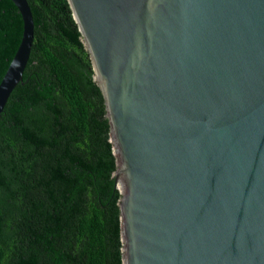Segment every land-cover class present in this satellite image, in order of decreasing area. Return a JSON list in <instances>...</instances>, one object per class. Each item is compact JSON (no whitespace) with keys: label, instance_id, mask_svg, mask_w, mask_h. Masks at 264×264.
I'll list each match as a JSON object with an SVG mask.
<instances>
[{"label":"water","instance_id":"1","mask_svg":"<svg viewBox=\"0 0 264 264\" xmlns=\"http://www.w3.org/2000/svg\"><path fill=\"white\" fill-rule=\"evenodd\" d=\"M103 97L121 264H264V0H66ZM0 78V112L28 60Z\"/></svg>","mask_w":264,"mask_h":264},{"label":"trees","instance_id":"2","mask_svg":"<svg viewBox=\"0 0 264 264\" xmlns=\"http://www.w3.org/2000/svg\"><path fill=\"white\" fill-rule=\"evenodd\" d=\"M22 81L0 112V264H121L103 97L66 0H26ZM0 0V78L21 36Z\"/></svg>","mask_w":264,"mask_h":264}]
</instances>
